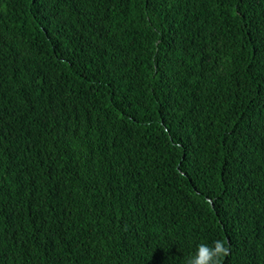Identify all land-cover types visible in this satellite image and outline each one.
Here are the masks:
<instances>
[{
	"label": "trees",
	"instance_id": "16d2710c",
	"mask_svg": "<svg viewBox=\"0 0 264 264\" xmlns=\"http://www.w3.org/2000/svg\"><path fill=\"white\" fill-rule=\"evenodd\" d=\"M264 264V0H0V264Z\"/></svg>",
	"mask_w": 264,
	"mask_h": 264
},
{
	"label": "clouds",
	"instance_id": "9594fccd",
	"mask_svg": "<svg viewBox=\"0 0 264 264\" xmlns=\"http://www.w3.org/2000/svg\"><path fill=\"white\" fill-rule=\"evenodd\" d=\"M229 254V249L222 240L213 244L201 243L188 264H220V261Z\"/></svg>",
	"mask_w": 264,
	"mask_h": 264
}]
</instances>
